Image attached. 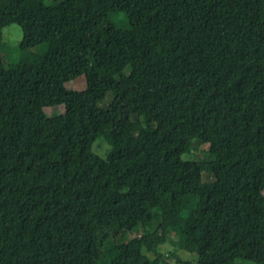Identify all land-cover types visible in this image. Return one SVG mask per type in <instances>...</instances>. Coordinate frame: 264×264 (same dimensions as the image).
Returning <instances> with one entry per match:
<instances>
[{
  "label": "trees",
  "instance_id": "1",
  "mask_svg": "<svg viewBox=\"0 0 264 264\" xmlns=\"http://www.w3.org/2000/svg\"><path fill=\"white\" fill-rule=\"evenodd\" d=\"M170 259L264 264V0H0V264Z\"/></svg>",
  "mask_w": 264,
  "mask_h": 264
},
{
  "label": "rangeland",
  "instance_id": "2",
  "mask_svg": "<svg viewBox=\"0 0 264 264\" xmlns=\"http://www.w3.org/2000/svg\"><path fill=\"white\" fill-rule=\"evenodd\" d=\"M61 0H43L45 5H52L55 2H60ZM2 37L3 42L5 44V53H4V61L7 65L14 64L17 61L18 54H19V46L21 44L22 40V30L16 25H11L6 27L2 31ZM45 46H39L36 51L37 52H44ZM83 90H85V78L79 77L62 87L58 88H51V89H45L40 90L36 92V95L39 99H44L47 97H55L58 101V106L54 108L46 107L44 109L47 116L52 115H58L64 112V105L69 102H73L77 100ZM195 143V144H194ZM192 147V150L189 153H186L182 156L183 160L189 161H198L201 158H203L207 151V146L199 144L197 141H195ZM106 145L103 140H98L94 144H90L85 139L81 142V146L86 149H92L94 153L99 155L101 158H105L106 151ZM205 180V178H203ZM191 246H187L185 250H180L178 247L175 246L172 242H166L163 245H161L159 252L164 255H168L169 253H174L176 256H178L182 261H193V256L191 253ZM151 260H155L154 255H149ZM159 264H164L162 261H160ZM167 264H179L176 262L175 259H170Z\"/></svg>",
  "mask_w": 264,
  "mask_h": 264
}]
</instances>
